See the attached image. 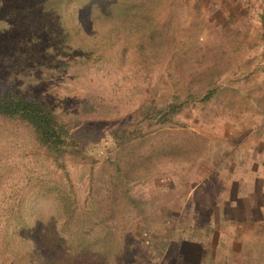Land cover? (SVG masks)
Wrapping results in <instances>:
<instances>
[{
    "label": "rangeland",
    "instance_id": "374dc122",
    "mask_svg": "<svg viewBox=\"0 0 264 264\" xmlns=\"http://www.w3.org/2000/svg\"><path fill=\"white\" fill-rule=\"evenodd\" d=\"M0 80L95 140L56 159L0 115V264H158L154 247L215 227L220 189L259 175L226 154L264 147V0H0ZM124 129L150 132L120 144ZM244 254L264 264V238Z\"/></svg>",
    "mask_w": 264,
    "mask_h": 264
},
{
    "label": "crops",
    "instance_id": "0c3cea01",
    "mask_svg": "<svg viewBox=\"0 0 264 264\" xmlns=\"http://www.w3.org/2000/svg\"><path fill=\"white\" fill-rule=\"evenodd\" d=\"M226 156L235 158V162H229V172L236 173L239 163L240 169L258 172L257 180L253 182L250 177L242 186L234 187V183L220 189L219 202L217 206L214 204L216 211L207 217L216 226L208 230L197 227L199 237L195 240L189 235L165 239L163 245L154 247L161 252L162 260L158 264H239L242 263L240 256L245 255V251H253L258 241L264 238V233L259 231L264 224V147L230 150ZM244 161L246 163L242 165ZM165 217L164 221H174L169 212ZM232 220L234 226L230 225Z\"/></svg>",
    "mask_w": 264,
    "mask_h": 264
},
{
    "label": "trees",
    "instance_id": "16d2710c",
    "mask_svg": "<svg viewBox=\"0 0 264 264\" xmlns=\"http://www.w3.org/2000/svg\"><path fill=\"white\" fill-rule=\"evenodd\" d=\"M215 89H209L202 99L207 100L213 96ZM189 92L186 96L176 93L171 101L152 113L147 110L146 117L150 127L156 124L173 122L176 115L182 112L191 99L196 98ZM0 115L9 119H17L31 125L39 143L47 149L56 159L63 158L66 154H93L94 133L87 129L73 130L66 122L60 119L59 114L42 98L30 92H22L8 82L0 80ZM152 130V128H151ZM149 130L130 132L125 129L122 134L114 133L116 141L122 139L120 144L130 140L144 137ZM128 134V135H126Z\"/></svg>",
    "mask_w": 264,
    "mask_h": 264
}]
</instances>
